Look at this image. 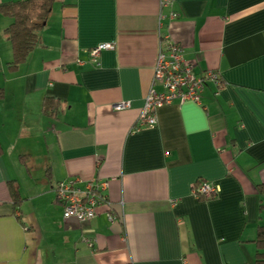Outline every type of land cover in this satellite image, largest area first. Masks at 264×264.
Masks as SVG:
<instances>
[{"label": "crops", "instance_id": "1", "mask_svg": "<svg viewBox=\"0 0 264 264\" xmlns=\"http://www.w3.org/2000/svg\"><path fill=\"white\" fill-rule=\"evenodd\" d=\"M162 1L56 0L15 70L12 18L0 13V264H260L264 0ZM165 38L224 84L140 124L151 87L163 90L153 76ZM108 42L94 64L92 48ZM69 179L106 183L116 219L106 204L84 222L67 216L55 187ZM198 181L218 195L198 198Z\"/></svg>", "mask_w": 264, "mask_h": 264}, {"label": "built area", "instance_id": "2", "mask_svg": "<svg viewBox=\"0 0 264 264\" xmlns=\"http://www.w3.org/2000/svg\"><path fill=\"white\" fill-rule=\"evenodd\" d=\"M170 3L163 0L162 5ZM174 16V14H171ZM115 44L101 43L91 50L92 62L99 64V55L103 50L114 49ZM195 63L188 60L181 47L170 41V39H162L160 52L156 61L153 82H160L163 90L158 91L153 86L145 97V106L143 108L140 124L155 126L158 123L157 109L174 101L184 103L188 100L201 103L202 93L211 81L218 87L224 84L220 72L214 69L206 70L203 73L195 72ZM128 103H120L118 108L127 106ZM106 183H98L97 181H89L85 188L77 187L72 179L60 181L56 185L58 198L64 206L67 216L74 217L80 222L92 219L97 214V207L106 204L109 207V218L114 221L117 217L113 210L112 202L103 195L102 187ZM194 194L204 195L206 198H212L218 195L220 189L214 183L201 182L195 183L193 186ZM89 246L94 241L84 239Z\"/></svg>", "mask_w": 264, "mask_h": 264}, {"label": "trees", "instance_id": "3", "mask_svg": "<svg viewBox=\"0 0 264 264\" xmlns=\"http://www.w3.org/2000/svg\"><path fill=\"white\" fill-rule=\"evenodd\" d=\"M55 1L16 0L0 3V13L12 18V22L5 29L7 38L12 45V60L7 64L10 69L15 70L25 63L30 53L40 43V33L52 13ZM3 95L4 91L0 88V97ZM52 104H54L52 99L47 98L44 101L42 108L44 113L51 116L55 114V111L51 108ZM2 152L3 149L0 145V154ZM25 158L27 157L22 156V160H25ZM198 182L201 183L202 181ZM9 188L13 198L14 209L17 210L23 202L20 184L17 180H11L9 181ZM198 198L208 199L204 195H199ZM256 242L259 250H264V226H259ZM259 250L257 262L264 264V252Z\"/></svg>", "mask_w": 264, "mask_h": 264}]
</instances>
